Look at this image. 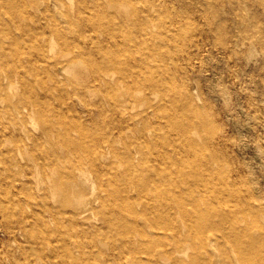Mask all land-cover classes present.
Wrapping results in <instances>:
<instances>
[{"label":"bare ground","instance_id":"6f19581e","mask_svg":"<svg viewBox=\"0 0 264 264\" xmlns=\"http://www.w3.org/2000/svg\"><path fill=\"white\" fill-rule=\"evenodd\" d=\"M165 2L0 0L1 264H264Z\"/></svg>","mask_w":264,"mask_h":264},{"label":"rangeland","instance_id":"374dc122","mask_svg":"<svg viewBox=\"0 0 264 264\" xmlns=\"http://www.w3.org/2000/svg\"><path fill=\"white\" fill-rule=\"evenodd\" d=\"M165 1L170 10L195 13L196 22L186 24L187 36L171 47L181 58L185 50L192 51L191 57H185L193 58L187 77L179 83L201 87L203 113L217 120L214 130L223 134L222 145L210 143L209 148L223 154L227 174L237 176L235 188L256 204L255 221L248 211L240 214L259 233L264 229V0L258 6L252 5L254 0H232L233 10L225 9L229 0ZM200 13L211 23L198 18ZM194 26L214 30L201 39L199 49L194 46ZM229 32L235 33L239 44L224 51L227 43L231 45ZM48 172L30 169L24 178L43 180ZM236 203L225 205L236 208ZM9 245L7 238L0 240V264Z\"/></svg>","mask_w":264,"mask_h":264}]
</instances>
